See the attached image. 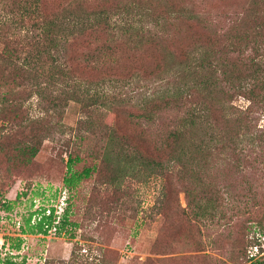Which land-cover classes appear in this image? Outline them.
<instances>
[{"label":"rangeland","instance_id":"1","mask_svg":"<svg viewBox=\"0 0 264 264\" xmlns=\"http://www.w3.org/2000/svg\"><path fill=\"white\" fill-rule=\"evenodd\" d=\"M108 1L122 7L107 29L112 36L79 34L72 14ZM42 9L54 25L72 13L64 23L66 39L55 36L57 29L45 34L37 13ZM62 11L67 13L55 17ZM247 24L255 41L227 45L236 29L247 34ZM97 39L110 49L95 60L88 53ZM205 53L218 71L234 64L237 75H247L251 59L264 56V0H0V115L7 109L21 113V120L0 122V204L10 206H0V260L264 264V102L252 104L238 94L241 80L234 75L229 80L217 72L214 81L206 80L208 69L197 65ZM17 69L21 75L13 79ZM198 74L204 75L201 82ZM193 88L214 106L219 124L208 111L195 118L190 131L197 150L187 162L165 161L168 134L189 135L188 109L195 103L184 96ZM176 93L180 100L162 103L150 118L138 115L146 99ZM90 95L99 102L86 107ZM222 117L230 119L227 133ZM30 126L40 129L39 149L22 161L8 151L21 141L17 131ZM115 127L135 137L142 131L150 148L144 155L154 152L153 159L111 138ZM66 142L100 164L72 190L61 183ZM104 164L118 166L119 183L107 182ZM165 184L176 201L163 219L158 202ZM61 198L68 221L62 228L61 216H50L41 224L45 233L22 232L28 217V225L37 222L35 203L52 207ZM209 201L213 217L194 220V203Z\"/></svg>","mask_w":264,"mask_h":264},{"label":"trees","instance_id":"2","mask_svg":"<svg viewBox=\"0 0 264 264\" xmlns=\"http://www.w3.org/2000/svg\"><path fill=\"white\" fill-rule=\"evenodd\" d=\"M42 6L44 7V5ZM124 6L125 5H123V7ZM120 9H122V7L119 1L116 2L115 4L112 3L111 1H108L106 5L98 6L94 11H91V12L86 11L81 16L75 15V14H79L77 12L73 14L69 12L70 14H72L71 16L66 11H62V13H59L55 17H59V16L62 17L65 12L67 14L64 15L63 16L64 19L61 20L56 25H54V21L52 22L46 21V19L48 20L47 15L46 14L44 15V12H42L44 9L37 10V13L39 17H42V21H45L44 28H46V32H45L46 35H49V34L51 35L52 31L57 29V33L56 34L54 33L55 36L60 35V36H63L62 37L63 39H66V32L64 31V23L66 21H69L72 18H76L74 20L78 21V24L80 26L79 30H81L79 31V34L82 33V34L92 35L95 33H100V34H106V36H108L109 38V36H112V33L107 32V29L110 23L114 21L112 17L118 14L120 12ZM69 16H71L72 18H69ZM247 25H248L247 34L246 33L240 34V32L237 31L236 29V31H234V35L232 36L233 38L230 41H229V38L227 39L228 41L227 45H231L232 48H239L240 45L245 42V40L247 41L251 40L254 42L255 41L254 34L256 33L253 34L251 31L252 29L249 27V24ZM102 30H105L106 33H103ZM75 38L76 37H74L73 39ZM48 40L52 41L53 39L50 38ZM105 41L106 40L101 41L98 39L97 41L92 40L91 42L96 43V45L94 44L90 47V49L92 50L90 54L88 53V55L94 56V57L96 56L95 60L99 58L100 54H103V56H107L109 54L110 48L106 47V45L104 44ZM227 45H225V49H227L228 47ZM6 49H7V44H5L4 51H6ZM6 52L8 53L9 51L7 50ZM182 55L184 57L186 56V54H182ZM197 62H198L197 64L198 67L204 68L206 66V68L208 69V75L206 76V80L211 79L212 81H214L215 77L217 76V72H219L220 74L225 76L226 79H229V80L231 76L234 75L235 77H237L236 79L238 80V82H240L241 80V83H238V85L235 86L237 88V92H239L238 94H241L242 96H244L249 101V103H252V104H256L262 101L264 102V97L261 98L260 93H259L260 91H264V77L263 79L260 77L261 74L264 73V56L263 55L259 54L257 59H254V60L251 59L250 61L251 63L247 64V75H244V76L237 75L238 69L237 67L234 68V64L232 65L231 69H228L226 65H223V67L219 69L218 71L214 67L212 62L209 60L208 53H205L204 57L199 58ZM223 63H225V61H223ZM20 72L21 71L17 69L13 79L16 76H20L21 75ZM8 75L13 76L11 75V73ZM198 76H199V81L203 79L204 77V75L202 74H198ZM10 81L13 82L12 77ZM5 82L6 81L4 79L1 80V84L5 85L6 84ZM193 92L197 93L198 89L193 88L192 90H190L188 94H185L184 96V98H187V99L189 98V96H192L191 98H193L192 100L195 103L191 108L188 109L187 117L189 118L190 124H189V128L187 127L185 128L189 131V135L183 133L180 130L171 131L168 134L162 146V149H164V151L165 150L167 151L165 152L166 154V158L164 159L165 161L171 162L172 160V161L177 162V164L183 161L187 162V160L191 158L192 152H194V150L195 151L197 150V146H195L196 144L194 140L192 139L193 137L191 136L192 131H190V129H194V123H195L194 119L195 118H201L203 114L205 116L206 112L208 111L214 123L219 124L218 120L215 118L214 112L216 110L214 109V106L210 105L211 108H209V105H207L209 104L208 101L204 100L203 98H200L198 94L197 95L193 94ZM175 95L177 96H167L163 98L151 97V98L146 99L142 103V105L139 106L140 112L138 113V115L145 119L150 118L154 110H156L158 106L162 105V103L167 104L170 101L176 102L177 100H180V98H182L181 94L179 93H176ZM98 98L100 97L97 95H90L88 98L90 103L89 104L86 103L85 106L87 107L89 105L96 104L97 102H99ZM247 113H249L248 109H247ZM20 118H21V113L19 111H17L16 109H7L1 113L0 122H14V121L21 120ZM222 118H223L222 124L224 125V131L225 133H227L229 126H230V123H229L230 119L225 118V117H222ZM237 118L238 117H234V119H237ZM238 121L239 120L237 119V122ZM39 132H40V129L38 128V126H30L25 130L19 129V131H17V134L21 137V141H19L17 144H14L10 147L8 151L10 155L22 161H29L32 157L35 156V154L37 153L39 149V137H38ZM110 137L115 140H120L124 142V144L128 145L129 148H131L135 152V154L138 155L140 158H145L146 160L153 159L154 152L149 153L151 157L149 156L146 157L144 155L146 154V151H148L150 148L147 147V145H149L147 144L148 140L146 139L142 131H140L137 137H135V136H130L128 132L120 133L119 129L115 127V130L112 131ZM63 148L66 153V159L64 161L65 169H64V173L61 178V183L65 189L67 190L74 189L81 180L86 179L95 171L97 172L100 171V164L95 156L90 155L88 156L89 161L86 160L87 158H85L84 156L76 152L75 151L76 147L73 145H70L68 142L63 144ZM186 150L188 151L187 153L185 152ZM106 160L107 159L105 158V162ZM160 161L161 160L159 158V161L156 162L158 166H162V163ZM104 166H105V170H107L108 172L107 182L110 184L119 183L120 178H121V173H120L118 166L115 165L110 168L108 167L107 164H104ZM173 197L174 195L171 190V185L165 184V186H163L161 199L158 202V213L163 217V219L168 218L167 217L169 214L168 209L173 207L171 203L176 201L175 197L174 198ZM115 198L116 196H114V201L117 200ZM0 206L5 209L10 208V206L4 205L3 203H1ZM193 206L196 209L195 211L191 212L192 218L194 220L197 219L198 221L200 218H203L205 216H207L208 218L213 217V210L215 209V206L212 205L211 201H209L207 205H201V206L197 202H195ZM28 221H29V217L26 219V227L25 229H22V232L36 231L38 233L39 232L45 233V229H42L41 224H44L43 222H46V223L49 222L50 216H43L40 220H38L35 224H32V225H28ZM66 222L68 221H67V208L65 207L61 214V223L57 228L58 229L62 228L64 224H66ZM161 235H163L162 232H161ZM161 235L158 234L157 239H159ZM183 237H186V236L183 235ZM14 247L15 248L18 247V242L14 245ZM0 264H22V262L21 261L16 262V261L10 260L9 258H4L0 260ZM251 264H254V263H251Z\"/></svg>","mask_w":264,"mask_h":264},{"label":"built area","instance_id":"3","mask_svg":"<svg viewBox=\"0 0 264 264\" xmlns=\"http://www.w3.org/2000/svg\"><path fill=\"white\" fill-rule=\"evenodd\" d=\"M64 200L61 198L59 200V203L57 205H53L52 207L50 205H43L41 203H35L33 208V218H35L37 221L40 220L43 216H52L54 220H58L59 216H61L62 213V206ZM41 206L43 207L41 210ZM39 210L40 213L37 211ZM57 222V221H55ZM46 226V225H45ZM2 246V242L0 241V248Z\"/></svg>","mask_w":264,"mask_h":264}]
</instances>
